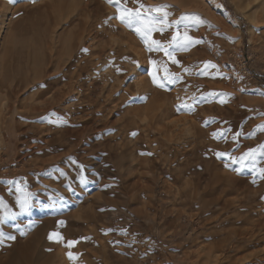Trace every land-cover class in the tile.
Wrapping results in <instances>:
<instances>
[{"label":"rangeland","instance_id":"374dc122","mask_svg":"<svg viewBox=\"0 0 264 264\" xmlns=\"http://www.w3.org/2000/svg\"><path fill=\"white\" fill-rule=\"evenodd\" d=\"M164 4L208 22L179 63L116 19ZM262 146L264 0H0V198L34 205L0 264H264V180L216 155Z\"/></svg>","mask_w":264,"mask_h":264},{"label":"snow or ice","instance_id":"6c2138e0","mask_svg":"<svg viewBox=\"0 0 264 264\" xmlns=\"http://www.w3.org/2000/svg\"><path fill=\"white\" fill-rule=\"evenodd\" d=\"M110 4H120V0H108ZM143 7V5H141ZM171 5L164 4L159 5L150 10L158 15H148L147 17L140 11V9H130V8H118V15L116 19L120 20L121 23L125 24L127 27L134 30V32L143 40L145 45H147L148 51H164L165 55L169 56L172 59L173 63H179L178 60L175 59L173 49L179 50H188L193 44L199 43V40L194 39L191 35H189V31L191 26H199L201 24L208 23L204 20L200 14L198 13H182L180 17L176 20H169V17L172 15L169 9ZM156 25H161L160 28H156ZM175 26V34L172 35L171 40L168 42V46L164 47V45L159 40L152 39L151 34L153 31L163 32L165 28H172ZM83 51H87L84 49ZM135 63V62H134ZM153 64L156 62L153 61ZM215 65H210V62H205V67ZM152 75L153 83L156 84L157 87L164 88L166 85L163 80L158 81L157 76L153 73H149ZM169 82H173L175 77L167 78ZM241 91H247V89H241ZM216 95V93H213ZM219 95H227L224 93H220ZM179 107H184L187 110L191 111L192 106L187 104H182ZM179 110V108H178ZM56 123L63 124L64 121H56ZM137 133L133 132L132 135L135 136ZM150 155V153H149ZM217 157H228L231 165H236L233 167V171L242 174L245 170L251 172L254 177L259 176L261 180H264V166L258 167L261 163L260 159L257 157L256 149H249L239 157L232 155L228 152H217ZM260 158H264V146L261 147V151L259 153ZM75 163L74 161H72ZM81 173L84 171L83 166L81 165L78 169ZM63 175V173H61ZM88 179L86 176H81V183H87ZM255 182V180H253ZM107 187V186H106ZM74 191V189H72ZM16 192L19 193L17 196L15 203L12 207L9 206L8 203L5 202L3 198H0V223L7 222L9 220L15 222L19 216L30 213L33 209V193L27 191L23 186L17 184ZM19 208V211H13L14 207ZM51 207H54L52 205ZM59 224L63 225L64 221H59ZM14 227L17 229L20 228L19 223H15ZM28 227H31V222H29ZM5 232L0 231V238L5 237ZM10 240H15L16 237L14 235L8 234L7 236ZM49 240H63L62 235L59 232H53L48 237ZM88 239V238H83ZM78 241H67L68 247H73ZM67 256L70 260H75L76 256L73 252L69 251Z\"/></svg>","mask_w":264,"mask_h":264},{"label":"bare ground","instance_id":"6f19581e","mask_svg":"<svg viewBox=\"0 0 264 264\" xmlns=\"http://www.w3.org/2000/svg\"><path fill=\"white\" fill-rule=\"evenodd\" d=\"M146 89V88H145ZM17 92V91H16ZM7 96V95H6ZM189 124V123H188Z\"/></svg>","mask_w":264,"mask_h":264}]
</instances>
